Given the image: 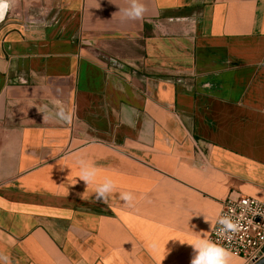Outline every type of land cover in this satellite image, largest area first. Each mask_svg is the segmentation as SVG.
I'll list each match as a JSON object with an SVG mask.
<instances>
[{
	"label": "crops",
	"instance_id": "crops-1",
	"mask_svg": "<svg viewBox=\"0 0 264 264\" xmlns=\"http://www.w3.org/2000/svg\"><path fill=\"white\" fill-rule=\"evenodd\" d=\"M142 2L129 20L116 14L129 0H12L0 24L10 264H190L230 195L264 202V0ZM81 159L99 168L87 186Z\"/></svg>",
	"mask_w": 264,
	"mask_h": 264
},
{
	"label": "clouds",
	"instance_id": "clouds-1",
	"mask_svg": "<svg viewBox=\"0 0 264 264\" xmlns=\"http://www.w3.org/2000/svg\"><path fill=\"white\" fill-rule=\"evenodd\" d=\"M11 5L12 0H0V21L3 20ZM145 12L146 8L142 0H129V6L126 8H119L116 14L122 13L129 20H138L143 17ZM77 163L80 170V181L85 182L86 186L93 183L96 180L99 168L83 159L78 160ZM114 188V182L110 179H105L103 183L99 184L96 188L97 199L100 201L105 200ZM77 195L79 194L77 193ZM120 198L126 204H130L133 201V194L131 192H124L121 194ZM218 224L220 225L219 230L225 234H235L239 232L242 227L240 218L229 214L222 215L218 220ZM190 246L193 248L190 264H232V251L211 240L199 238ZM0 260L4 261V264H10L6 256H0Z\"/></svg>",
	"mask_w": 264,
	"mask_h": 264
},
{
	"label": "built area",
	"instance_id": "built-area-1",
	"mask_svg": "<svg viewBox=\"0 0 264 264\" xmlns=\"http://www.w3.org/2000/svg\"><path fill=\"white\" fill-rule=\"evenodd\" d=\"M225 214L240 218L239 232L225 234L219 230L218 220ZM210 240L230 249L244 264H256L264 257V202L239 194L230 195L222 204Z\"/></svg>",
	"mask_w": 264,
	"mask_h": 264
},
{
	"label": "water",
	"instance_id": "water-1",
	"mask_svg": "<svg viewBox=\"0 0 264 264\" xmlns=\"http://www.w3.org/2000/svg\"><path fill=\"white\" fill-rule=\"evenodd\" d=\"M6 14H5L3 20L0 21V24L4 21V19L6 17ZM87 49L94 57L98 58L99 60H101L105 64L111 65L113 67H117L118 66V63L115 60H113L111 57L105 55L101 51H99V50H97L95 48H92V47H88ZM256 264H264V257L260 261H258Z\"/></svg>",
	"mask_w": 264,
	"mask_h": 264
}]
</instances>
